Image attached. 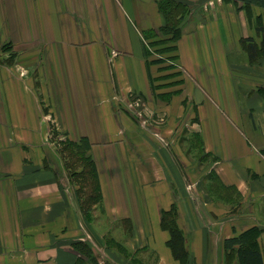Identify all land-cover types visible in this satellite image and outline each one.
Wrapping results in <instances>:
<instances>
[{
	"label": "crops",
	"instance_id": "1",
	"mask_svg": "<svg viewBox=\"0 0 264 264\" xmlns=\"http://www.w3.org/2000/svg\"><path fill=\"white\" fill-rule=\"evenodd\" d=\"M163 1L0 0V264H78L77 241L98 264H179L173 203L188 264H227L251 226L264 264V58L229 0H173L176 58L160 53ZM81 139L88 212L54 148Z\"/></svg>",
	"mask_w": 264,
	"mask_h": 264
},
{
	"label": "trees",
	"instance_id": "2",
	"mask_svg": "<svg viewBox=\"0 0 264 264\" xmlns=\"http://www.w3.org/2000/svg\"><path fill=\"white\" fill-rule=\"evenodd\" d=\"M235 1L241 3L239 8L241 7L245 9V13L249 21L252 20L250 10L252 6H257L263 10L262 12H258L253 20V26L255 32L259 35V39H255L252 35L244 36L239 39L241 47L247 54L248 60L250 62H256L261 57L264 58V0ZM177 5L178 4L173 2V0H165L161 4V10H163L164 13L165 23L163 26L159 27L157 33L162 38L153 44L157 50L160 51V53L169 54L168 57L170 58H176V54H173V51L176 50V41L181 35V28L179 24L184 16L183 13H177ZM61 144L63 147L62 152H65L64 150L68 148V153L72 154L74 151L73 154L78 156V158H75L76 160H72L71 162L76 163L78 159L80 161H87L85 164L82 163V166L78 171L72 170L70 174L71 176H76L81 179V181L78 182L77 188V195L78 192H80V195L77 197L81 209L88 212L91 208H88L87 204L84 202L87 200L89 203L92 200H95L94 203H91L94 205L100 199L94 163L87 154L88 144L85 143L84 139L77 142L65 140ZM211 174L213 175V173ZM87 181H89V184H87ZM88 186L90 189L83 198L80 190ZM177 219L178 212L175 204L173 203L169 209L162 210L160 224L161 227L166 229L169 233L166 243L171 248L173 256L179 260V264H188V252L185 246V236L179 227ZM260 230L261 229L258 226H251L236 235L224 239V247L227 250V254L231 256V260H229L227 264H234L232 263L234 259H236L235 264H262L260 254L257 249V238ZM73 247L81 254L80 259H78V264H84L87 261L89 263L98 264L97 258L94 256L88 243L84 241H77L73 243ZM103 264L108 263L104 262Z\"/></svg>",
	"mask_w": 264,
	"mask_h": 264
},
{
	"label": "rangeland",
	"instance_id": "3",
	"mask_svg": "<svg viewBox=\"0 0 264 264\" xmlns=\"http://www.w3.org/2000/svg\"><path fill=\"white\" fill-rule=\"evenodd\" d=\"M225 1H227V0H225ZM231 1V2H230ZM235 2V3H234ZM233 3L235 4V6H236V8H237V2L235 1V0H229V7H228V9L227 10H229L230 12H232V10H238V9H241V11H242V13H245V9L244 8H235V6L233 5ZM233 8V9H232ZM250 10H251V16H252V20H248V18H247V16H246V18H247V24H248V27H247V29L245 30V29H242L241 30V36H240V38L241 37H244V36H248V35H252V36H254L255 37V39H259V35L255 32V29H254V26H253V23H254V19H255V16L257 15V13L258 12H262L263 10L261 9V8H259V7H257V6H252L251 8H250ZM183 12L185 11V10H182ZM245 32V33H244ZM240 46H241V44H240ZM242 48V47H241ZM242 50L244 51V49L242 48ZM143 107V106H142ZM141 107V108H142ZM143 112V111H142ZM65 141V140H64ZM58 141H55V152H56V156H57V158H58V160H59V166H61V168L64 170V172L67 174V176H69L70 177V179H71V181L72 182H76L77 184H78V182L79 181H81V179H79L78 177H76V176H71V172H72V170H77L78 168H80L81 166H82V163H87V161H80L79 159L77 160V162L76 163H73V162H71L72 160H76L75 158H78V156L77 155H75V154H73V152H72V154L71 153H68V148L66 149V150H64L65 152H62V150H63V147H62V144L60 143V144H58L57 143ZM71 149V148H70ZM201 156V155H200ZM66 157V158H65ZM81 157V156H80ZM79 157V158H80ZM196 157V156H195ZM194 156H189V158H191V159H196ZM198 158V157H197ZM69 167H68V166ZM88 183L87 184H89V181H87ZM73 189H74V193H77V192H75L76 191V187H73ZM89 189H90V187L88 186V187H86V188H82L80 191L82 192V195L81 196H83V198L85 197V194H87V192L89 191ZM83 192H84V194H83ZM78 195H80V192H78ZM77 195V196H78ZM80 196V197H81ZM78 198V197H77ZM94 201L95 200H92L91 202H89L88 203V201L86 200L84 203L85 204H87V207L89 208H91V206H92V204L91 203H94Z\"/></svg>",
	"mask_w": 264,
	"mask_h": 264
}]
</instances>
